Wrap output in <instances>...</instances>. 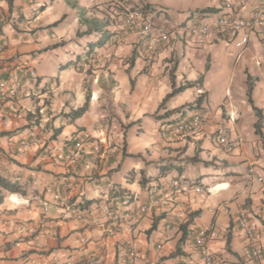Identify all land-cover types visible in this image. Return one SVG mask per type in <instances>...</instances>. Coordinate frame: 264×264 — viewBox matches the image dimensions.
<instances>
[{
  "label": "clouds",
  "instance_id": "9594fccd",
  "mask_svg": "<svg viewBox=\"0 0 264 264\" xmlns=\"http://www.w3.org/2000/svg\"><path fill=\"white\" fill-rule=\"evenodd\" d=\"M0 264H264V0H0Z\"/></svg>",
  "mask_w": 264,
  "mask_h": 264
}]
</instances>
